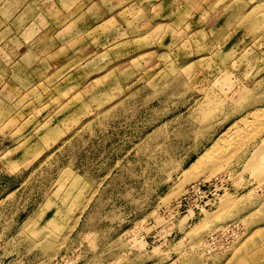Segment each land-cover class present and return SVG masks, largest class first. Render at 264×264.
Instances as JSON below:
<instances>
[{
	"label": "rangeland",
	"instance_id": "374dc122",
	"mask_svg": "<svg viewBox=\"0 0 264 264\" xmlns=\"http://www.w3.org/2000/svg\"><path fill=\"white\" fill-rule=\"evenodd\" d=\"M261 108L264 0H0V264H264V129L184 174Z\"/></svg>",
	"mask_w": 264,
	"mask_h": 264
},
{
	"label": "built area",
	"instance_id": "2783aa9c",
	"mask_svg": "<svg viewBox=\"0 0 264 264\" xmlns=\"http://www.w3.org/2000/svg\"><path fill=\"white\" fill-rule=\"evenodd\" d=\"M224 180L215 177L206 184L196 183L188 187L180 200L174 206L178 213L186 212L190 208L204 210L217 202L221 197V187ZM195 198L193 205L189 204V199ZM242 235V228L238 223H230L222 230L208 235L200 244L199 249L208 254L216 253L217 250H223L232 243H235Z\"/></svg>",
	"mask_w": 264,
	"mask_h": 264
},
{
	"label": "bare ground",
	"instance_id": "6f19581e",
	"mask_svg": "<svg viewBox=\"0 0 264 264\" xmlns=\"http://www.w3.org/2000/svg\"><path fill=\"white\" fill-rule=\"evenodd\" d=\"M248 116L250 117L251 116V119L250 120H248V118L247 117H244V118H242V121L240 120V123L242 122V125H244L245 126V128H242V127H240V126H237L236 124H234L233 126H232V128L231 129H228L227 131H225L222 135H221V137L220 138H218L215 142H214V144L210 147V150H208L207 151V153H205V154H203L202 156H200L192 165H191V167H189L188 169H186L185 171H184V174L186 175V177H189L190 176V174H191V172L194 170V169H196V168H198L199 167V165L201 164V163H204L205 161L206 162H210V160H212V159H217V161L219 160V161H221L222 162V160L223 159H225V160H223L224 162H227L228 161V159L230 158H232L231 157V155L233 154V153H235V152H238L239 150H242L244 147H245V145L247 144V143H249L248 141H251V139H252V137L254 138V136L255 135H253V134H255L256 132H257V128L258 127H260V129L262 130V129H264L263 127H264V125H262V124H264V121H263V123H259L260 121L262 122V119H264V108H261V109H257V110H255V111H252V112H250L249 114H248ZM259 124V126L257 127V128H254L255 130H256V132H254V133H252V135L253 136H251L250 138H249V140L247 141L246 139L247 138H244V137H241V135H245L244 133H246V130L248 129V131H249V129H250V131H251V129H253L252 128V126L253 125H258ZM236 125V126H235ZM262 126V127H261ZM254 127V126H253ZM247 128V129H246ZM259 129V128H258ZM259 132V131H258ZM256 133V135L257 134H259V133ZM249 133V132H248ZM247 134V133H246ZM250 134H251V132H250ZM250 134H248V136L250 135ZM246 137H247V135H245ZM237 138H239V140H236ZM234 141H235V143H234ZM223 146H225L226 147V149H221V147L223 148ZM205 162V163H206ZM208 162V163H209ZM183 175V174H182ZM185 175H184V177H185ZM185 177V178H186ZM183 181V180H182ZM181 181V183H179L178 184V186H181L182 187V185H183V183H184V181L182 182ZM187 181V180H186ZM178 189H180V187L178 188ZM263 229V228H262ZM263 231V230H262ZM261 231V232H262ZM263 233V232H262ZM264 238V237H263Z\"/></svg>",
	"mask_w": 264,
	"mask_h": 264
},
{
	"label": "crops",
	"instance_id": "0c3cea01",
	"mask_svg": "<svg viewBox=\"0 0 264 264\" xmlns=\"http://www.w3.org/2000/svg\"><path fill=\"white\" fill-rule=\"evenodd\" d=\"M229 187V186H228ZM256 199H258L257 197L256 198H253V200H251V201H247V205H254L253 206V208L255 207V208H260L261 207V202L259 203V204H257V201H256ZM256 202V204H254ZM242 204H240L239 206H241ZM229 215L230 214H227L225 217H224V219H226V218H228L229 217ZM242 219L241 220H244V221H246L247 222V219L249 218V216H247L246 214L243 216V217H241ZM246 219V220H245ZM242 228V230H244V232H243V234H247V233H249V235H251L252 233H254L255 232V230L253 229V230H250L249 228H247V224H246V226H245V224H244V227L242 226L241 227Z\"/></svg>",
	"mask_w": 264,
	"mask_h": 264
}]
</instances>
